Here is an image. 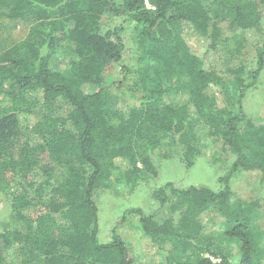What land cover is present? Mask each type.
Returning a JSON list of instances; mask_svg holds the SVG:
<instances>
[{"label":"trees","instance_id":"16d2710c","mask_svg":"<svg viewBox=\"0 0 264 264\" xmlns=\"http://www.w3.org/2000/svg\"><path fill=\"white\" fill-rule=\"evenodd\" d=\"M107 15L124 18L142 42L129 95L113 75L129 72L123 28L104 31ZM0 17L30 24L23 42L0 53V194L13 219L0 234V264L168 263V245L180 252L173 264H264L256 205L231 203L237 175L257 173L264 184V123L243 109L264 71V0H0ZM251 46L245 85L236 65ZM229 84L239 87L236 106ZM204 128L231 156L220 188H154L156 209L126 210L101 244L93 193L133 192L167 160L194 167ZM215 215L238 257L215 251ZM122 226L143 236L144 255L130 254Z\"/></svg>","mask_w":264,"mask_h":264},{"label":"rangeland","instance_id":"374dc122","mask_svg":"<svg viewBox=\"0 0 264 264\" xmlns=\"http://www.w3.org/2000/svg\"><path fill=\"white\" fill-rule=\"evenodd\" d=\"M101 23L104 31L119 27L123 28L122 37L126 47L124 65L128 67L129 72L126 76H122L120 71L115 69L113 75L117 79L124 78V86L120 92L129 95L128 92H132V89L130 91L129 89L135 82L136 71L142 65V53H144L142 42L138 38V31L134 29L133 25L125 22L124 18L111 15L104 16ZM29 30L30 24L27 22L0 17V53L23 42L27 38ZM252 39L255 43H261L257 39V35ZM189 42L199 51L203 52L205 50L204 41L190 36ZM255 50V46L246 49L236 65L239 67L238 69L243 68L246 71L244 75L245 85H248L251 81L248 76L250 70L254 68ZM227 88L229 98L233 106H236L237 104H234V100L238 96L239 87L229 84ZM243 109L256 125L264 123V71L247 93V97L243 101ZM202 132L204 134V153L196 161L194 167L186 169L178 159L167 160L160 165L161 170L158 179L141 185L133 192H130L124 186H119L114 191L98 190L93 193V201L98 208V240L101 244H107L112 241L114 224L126 210L138 208L144 212H149L156 209L153 201L154 188L168 183H173L180 190L202 185L214 190L220 188V179L229 172L231 156L223 150V145L219 140L207 138V130L205 128ZM232 182V190L234 192V197L231 201L232 205H235L237 200L256 205L252 212V223L264 243V184L261 182L260 175L257 173L237 175ZM10 203L6 195L0 194V234L7 231L13 223ZM223 220L219 215H215V241L218 246L215 251L218 254L238 257L237 245L222 239ZM119 232L123 241L127 244L130 254L134 255V257L144 255L145 240L138 231L128 226H122ZM166 250L170 262L167 263L165 260L156 258L155 262L152 261L151 264H173L174 261L176 263L180 252L170 245L167 246ZM8 255L9 259L12 260L15 256L14 249L10 250ZM149 261V257L141 260L143 264H147Z\"/></svg>","mask_w":264,"mask_h":264}]
</instances>
